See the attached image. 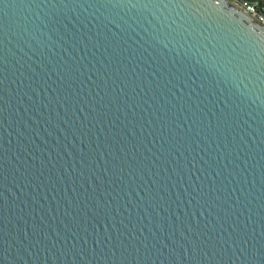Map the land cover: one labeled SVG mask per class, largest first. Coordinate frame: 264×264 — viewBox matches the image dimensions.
Masks as SVG:
<instances>
[{"label": "water", "instance_id": "water-1", "mask_svg": "<svg viewBox=\"0 0 264 264\" xmlns=\"http://www.w3.org/2000/svg\"><path fill=\"white\" fill-rule=\"evenodd\" d=\"M258 14L0 0V264H264Z\"/></svg>", "mask_w": 264, "mask_h": 264}, {"label": "built area", "instance_id": "built-area-1", "mask_svg": "<svg viewBox=\"0 0 264 264\" xmlns=\"http://www.w3.org/2000/svg\"><path fill=\"white\" fill-rule=\"evenodd\" d=\"M239 7H241L246 13L250 14L251 15V11H252V8L251 6L249 5H246V6H242L240 4H237ZM255 20H257L258 22H260L261 24L264 25V15L262 14H258L256 17H254Z\"/></svg>", "mask_w": 264, "mask_h": 264}, {"label": "crops", "instance_id": "crops-1", "mask_svg": "<svg viewBox=\"0 0 264 264\" xmlns=\"http://www.w3.org/2000/svg\"><path fill=\"white\" fill-rule=\"evenodd\" d=\"M260 1V4L262 5V6H264V0H259Z\"/></svg>", "mask_w": 264, "mask_h": 264}]
</instances>
